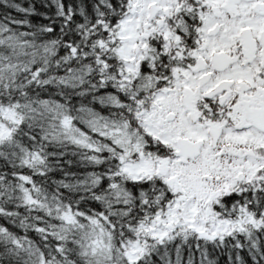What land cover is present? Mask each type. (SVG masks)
<instances>
[{"label": "snow or ice", "instance_id": "6c2138e0", "mask_svg": "<svg viewBox=\"0 0 264 264\" xmlns=\"http://www.w3.org/2000/svg\"><path fill=\"white\" fill-rule=\"evenodd\" d=\"M0 264H264V0H0Z\"/></svg>", "mask_w": 264, "mask_h": 264}]
</instances>
